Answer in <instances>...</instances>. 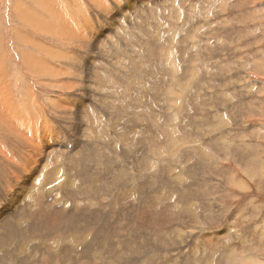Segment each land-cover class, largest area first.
<instances>
[{
    "label": "rangeland",
    "instance_id": "374dc122",
    "mask_svg": "<svg viewBox=\"0 0 264 264\" xmlns=\"http://www.w3.org/2000/svg\"><path fill=\"white\" fill-rule=\"evenodd\" d=\"M44 1L0 0L6 73L0 89L9 98L2 107L14 113V119L7 114L15 123V112L23 118L29 133L35 123L42 137L39 149L61 153L57 166L42 171L40 181L30 178L20 195L10 182L5 185L9 173L0 168V264H42L24 254L23 243L47 253L51 263L75 260L73 247L63 256L56 250L73 233L90 236L92 246L84 244L79 255L96 261L97 251L103 259L98 264H117L112 255L127 264H264V0ZM50 4L53 13L63 14L66 20L60 22L71 35L38 31L18 17L17 10L26 8L43 21H54ZM20 36L28 40L21 42ZM23 50L49 70H40L42 64L36 72L29 70ZM6 133L0 121V146L25 163L18 139ZM74 156L81 161L77 177L82 191L111 198L112 206L103 210L108 217L79 216L83 205L61 189L65 162L69 157L75 164ZM5 163L0 157V167ZM99 168L103 178L91 192L87 185ZM110 169L122 174L120 190L114 181L119 174ZM35 184L40 187L37 226L10 225L20 218L25 194ZM55 189L61 191L55 194ZM120 194L126 196L124 203L118 202ZM86 205L89 215L100 207ZM128 235L144 243L134 248L121 239ZM171 239L178 243L171 245Z\"/></svg>",
    "mask_w": 264,
    "mask_h": 264
},
{
    "label": "bare ground",
    "instance_id": "6f19581e",
    "mask_svg": "<svg viewBox=\"0 0 264 264\" xmlns=\"http://www.w3.org/2000/svg\"><path fill=\"white\" fill-rule=\"evenodd\" d=\"M36 2L38 1V2H42V1H44V0H35ZM52 1V2H51ZM50 2L53 4V0H51ZM44 2H46V1H44ZM44 2H42V4H45ZM52 4H50L51 5V9L49 8V7H47V10L49 11V13H51V14H53V16H54V21H43L42 19H40L37 15H36V13H34V12H32L31 10H27L26 8L24 9V10H20V9H18L17 11H20V15L18 16L19 18H21V19H23L26 23H28L29 25L28 26H32L33 28H35V29H37L38 31H41L40 29H42L43 31H53V32H62V31H65V32H67V34H69V35H71V33H70V30L67 28V26L64 24V23H61L60 21L61 20H66L65 18H64V16H63V14L62 13H60V14H57L56 13V11L53 13V11H54V7L52 6ZM56 4V3H55ZM47 5V4H46ZM48 6V5H47ZM41 8V7H40ZM45 8V7H44ZM58 8V7H57ZM47 11V12H48ZM56 14V15H55ZM65 15V14H64ZM42 32V31H41ZM44 33V32H43ZM58 35L60 34V33H57ZM62 34V33H61ZM61 38V37H60ZM19 39H20V41L21 42H23L22 41V39H24L25 41H27L28 40V38L26 39L25 37H22V36H20L19 37ZM31 40V39H30ZM39 40V39H38ZM24 41V42H25ZM66 41V40H65ZM28 43V42H27ZM29 44V43H28ZM32 44H33V42H32ZM35 46V45H34ZM38 49V48H37ZM22 50V49H21ZM24 51V50H23ZM22 53V52H21ZM32 54V53H31ZM31 54H29L28 52H26V51H24L23 52V54H22V58L24 59V62L29 66V70H31V71H35L36 72V65L38 64H42L41 65V68H40V66H39V68H40V70H43V71H48L49 70V68H48V66L43 62V61H39L38 63H37V61L39 60L38 58H36V57H33ZM142 55V54H141ZM47 66V67H46ZM7 72V71H6ZM30 73V72H29ZM32 73V72H31ZM50 73V72H49ZM65 73V72H64ZM36 74V73H35ZM37 74H39V73H37ZM60 74V73H59ZM67 74V73H66ZM6 75V73H5V65L4 64H2V62H1V55H0V85H5L6 84V82H5V80H4V76ZM55 75V74H54ZM40 82V81H39ZM162 82V81H161ZM67 85V87L70 89V88H74V84H72V83H68V84H66ZM9 103V98H7L6 97V95L3 93V91L0 89V121L2 122V124H3V126H4V130L5 131H7V133L6 134H8V135H13L14 137H16L17 139H18V142L20 143V147H16L15 145H13V144H11L13 147H16L17 148V150L21 153V155L22 156H24L23 158H24V160H26V162L25 163H23V161H22V163H17L16 161L18 160V159H16V158H11V156H10V154H11V152H9L8 151V149H6L4 146L3 147H1L0 146V157L5 161V162H7V163H5L2 167H0V168H5V171L6 172H8L9 173V175L5 178V185L7 184L8 185V183L10 182V186L11 187H15V188H18V189H16V191H17V193L16 194H18V195H20L21 193H23L28 187H29V185H30V182H29V180H30V178H32L33 176H36L35 178H36V180H35V182H37V181H40L41 180V175L42 174H40L42 171H47V172H49V171H51V169L52 168H54L55 166H57V163H58V161H59V156L58 155H60L61 153L60 152H58V151H52L50 148L49 149H47L46 148V150L44 149V147H42V148H40L39 149V147L41 146V142H42V137H41V135L39 134V132L37 131V126L35 125V123L31 120V119H29V121H32V124H33V133H29L28 132V128L27 127H25L24 126V123H23V118H21L18 114H16V112H15V117H16V119H17V122H18V124L17 123H15L14 121H12V120H10V118L8 117V114L7 113H9L10 114V116L14 119V113H12L11 111H9V110H7V113H6V110L2 107V106H6L7 104ZM229 104V103H228ZM187 113V112H186ZM183 114H185V113H183ZM188 114V113H187ZM89 117V116H88ZM77 120V119H76ZM115 121V120H114ZM90 123V122H89ZM114 124V123H113ZM67 125V124H66ZM90 125V124H89ZM94 125V124H93ZM115 125V124H114ZM35 126V127H34ZM94 127V126H93ZM110 127V126H109ZM87 128V127H86ZM95 128V127H94ZM153 128V127H152ZM23 129H25L24 131H22ZM102 130V129H101ZM92 131V130H91ZM90 133H92V132H90ZM94 133V132H93ZM117 133V132H116ZM126 133V132H125ZM167 133V132H166ZM82 134V133H81ZM99 134V133H98ZM130 134V133H129ZM134 134V133H133ZM95 135V134H94ZM125 135V134H124ZM87 136V135H86ZM20 137V138H19ZM37 137H39V138H37ZM85 137V136H84ZM96 137V136H95ZM103 137V136H102ZM111 138V137H110ZM129 138H130V136H129ZM47 139V138H46ZM82 139V138H81ZM88 139V138H87ZM112 139V138H111ZM114 139H116V138H114ZM132 139V138H131ZM171 139H173L172 137H171ZM92 140V139H91ZM117 140V139H116ZM127 140V139H126ZM81 141V140H80ZM112 141V140H111ZM119 142V141H118ZM50 143V142H49ZM74 143V142H73ZM104 143V142H103ZM102 143V144H103ZM134 143V142H133ZM138 143V142H137ZM106 144V143H105ZM117 144V143H116ZM122 144V143H121ZM128 144H130V143H128ZM136 144V143H135ZM47 145V144H46ZM80 145H81V143H80ZM83 145V144H82ZM133 145V144H132ZM141 145V144H140ZM37 146H38V148H37ZM48 146V145H47ZM46 146V147H47ZM121 146V145H120ZM119 146V147H120ZM124 146V145H123ZM160 146V145H159ZM49 147V146H48ZM88 147V146H87ZM86 147V148H87ZM157 147V146H156ZM37 148V149H36ZM105 148V147H104ZM150 148H152V147H150ZM31 149H33V150H31ZM39 149V150H38ZM80 149V148H79ZM98 149V148H97ZM122 149V148H121ZM143 150H144V147L142 148ZM141 149V150H142ZM194 149V148H193ZM38 150V151H37ZM104 150V149H103ZM113 152H115V150H116V148L113 146ZM37 151V152H36ZM95 152H96V150H94ZM105 151V150H104ZM107 151V150H106ZM154 151V150H153ZM158 151V150H157ZM19 152H18V154H19ZM92 152V151H91ZM151 152V151H150ZM158 152H160V151H158ZM101 153V152H100ZM116 153V152H115ZM104 154H106V153H104ZM111 154V153H110ZM135 154V153H134ZM153 154H155L154 152H153ZM157 155V154H156ZM197 155V154H196ZM150 156V155H149ZM192 156V155H191ZM53 157V158H52ZM137 157V156H136ZM52 158V159H51ZM147 158V157H146ZM145 158V159H146ZM154 158V157H153ZM88 159H89V157L88 158H86L85 160H87L86 161V166H90L89 165V161H88ZM110 159V158H109ZM194 159V158H193ZM114 160V159H113ZM129 160V159H128ZM133 160V159H132ZM144 160V159H143ZM194 160H196V159H194ZM53 161V162H52ZM73 162H76L75 164H71V162H70V159H69V157H68V159H67V161L65 162V166H66V174H67V179H66V181L65 182H63L62 183V185L60 186L61 187V189L64 191V193H65V195L67 196V197H69L70 199H72L73 201H74V203H76V204H78L79 202L83 205V209H81V214L83 215H81V214H78L79 216H81V217H95V216H98V215H103L104 217H108L107 216V214L103 211L104 210V208L106 207V206H108L109 205V203H110V205H111V202H110V200L109 199H111V198H109V199H107L106 197H104V196H99V195H87L86 193H84L82 190L83 189H81V188H83V187H80V185H79V181H78V179H80V178H78L77 176H78V170H79V168H80V165H79V163L81 162V161H78V159L76 158V156H74V159H73ZM72 162V163H73ZM83 162V161H82ZM92 162V161H91ZM52 163H53V165H52ZM113 163H114V161H113ZM113 163H112V166H113ZM119 163V162H118ZM125 163V162H124ZM134 163V162H133ZM132 163V164H133ZM169 163V162H168ZM192 163V162H191ZM71 164V165H70ZM108 164H110V163H108ZM128 164V163H127ZM151 164V163H150ZM50 165H52L51 166V168H49L48 169V166H50ZM97 164L95 163V166H96ZM122 165V167H125L124 166V164L122 163L121 164ZM129 165V164H128ZM140 165V164H139ZM169 165V164H168ZM127 167V166H126ZM84 168H86V167H84ZM105 168V167H104ZM110 168V167H109ZM139 169V168H138ZM163 169V168H162ZM111 170V169H110ZM129 170V169H128ZM83 171V170H82ZM87 171V170H86ZM133 171V170H132ZM139 171V170H138ZM85 172V171H84ZM84 172H82V173H84ZM103 169H97V170H95L94 172H92L91 173V175H92V182L91 183H88V185H87V188H88V190H89V188H91V187H93L95 184H97V183H100L101 181H98L99 179H102L103 178ZM111 172H112V170H111ZM140 173H142L143 174V172H141L140 171ZM146 173V172H145ZM145 173L143 174V175H145ZM148 173V172H147ZM174 173V172H173ZM111 174H119L118 175V177L114 180L115 182H116V186H117V188H119V190H120V187H122L123 185H124V180H122L121 179V173H120V170L119 169H115V170H113V172L111 173ZM134 174V173H133ZM149 174V173H148ZM152 174H153V172H152ZM3 175V174H2ZM7 175V174H6ZM87 175V174H86ZM137 175V174H136ZM139 175V174H138ZM157 175V174H156ZM85 176V175H84ZM83 176V177H84ZM88 176H89V174H88ZM108 176V175H107ZM147 176V175H146ZM150 176V175H149ZM152 176V175H151ZM80 177H81V174H80ZM132 178H133V176H131ZM130 177V178H131ZM140 177V176H139ZM138 177V178H139ZM141 177H143V176H141ZM145 177V176H144ZM148 177V176H147ZM164 177V176H163ZM42 178H44V176H42ZM85 178V177H84ZM134 178H135V176H134ZM108 179V178H107ZM110 179H111V177H110ZM181 179V178H180ZM184 179V178H183ZM83 180V179H82ZM82 180L80 181V182H82ZM133 180V179H132ZM142 180V179H141ZM147 180V179H146ZM145 180V181H146ZM156 180V179H155ZM165 180V179H164ZM104 181V180H103ZM113 181V182H114ZM125 181H127V180H125ZM131 181V180H130ZM137 181H138V179H137ZM144 181V182H145ZM114 182V183H115ZM142 182V181H141ZM141 182H140V185H141ZM163 182V181H162ZM84 183V182H83ZM128 183H129V181H128ZM134 183V182H133ZM139 183V182H138ZM143 183V182H142ZM173 183V182H172ZM1 184V183H0ZM109 184H110V182H109ZM150 184V183H149ZM111 185H112V183H111ZM122 185V186H121ZM126 185H128V184H126ZM130 185H131V182H130ZM174 185V184H173ZM3 186V185H2ZM125 186V185H124ZM151 186V185H150ZM4 187V186H3ZM105 187V186H104ZM127 187V186H126ZM125 187V188H126ZM135 187V186H134ZM142 187V186H141ZM146 187V186H145ZM145 187H143V189L145 188ZM149 187V186H148ZM165 187V186H164ZM172 187V186H171ZM107 188V187H106ZM128 188V187H127ZM129 188H133L132 187V185H131V187H129ZM128 188V189H129ZM137 188V187H136ZM102 189H104V188H102ZM108 189V188H107ZM106 189V190H107ZM134 189V188H133ZM138 189V188H137ZM136 189V190H137ZM141 189V188H140ZM139 189V190H140ZM142 189V190H143ZM146 189V188H145ZM145 189H144V191H142L143 193H145ZM149 189H152L151 187L149 188ZM166 188H164V190H165ZM84 190H85V187H84ZM91 190H92V188H91ZM105 190V189H104ZM115 190H117V189H115ZM148 190V188L146 189V191ZM160 190V189H159ZM162 190H163V187H162ZM39 191H40V187H38L36 184L32 187V188H30L27 192H26V194H25V197H24V206H25V209H24V211L20 214V218L19 219H17V220H11L9 223H10V225H12V226H14V227H16V228H22L24 225H25V227L28 229V230H31V229H33V228H35L36 226H37V222L35 221V215H36V210L38 209V206H39V203H40V199H39V197H38V194H39ZM59 191H61V190H59V189H55V194L56 193H58ZM90 191V190H89ZM98 191V190H97ZM103 191V190H102ZM109 191V190H108ZM111 191V190H110ZM109 191V192H110ZM91 192H93V190L91 191ZM114 192V191H113ZM133 192H135V190L133 191ZM167 192V191H166ZM166 192H164L163 191V193H166ZM11 194L12 193V191H9L8 192V194ZM107 193V192H106ZM115 193H116V191H115ZM137 193H139L140 194V192H137ZM142 193V194H143ZM148 193V192H147ZM147 193H145V194H147ZM160 193H162V192H160ZM182 193V192H181ZM96 194H97V192H96ZM122 194H124V195H127V192H126V190L124 189V190H122ZM134 194V193H133ZM153 194V193H152ZM151 194V195H152ZM12 195V194H11ZM60 195H62V193L60 194ZM137 195V194H136ZM150 195V194H149ZM106 196H107V194H106ZM109 196V195H108ZM137 196H139V195H137ZM136 196V197H137ZM163 196V195H162ZM140 198L142 197V195L141 196H139ZM145 197V196H144ZM143 197V198H144ZM152 198H153V196H151ZM168 197V196H167ZM171 197V196H170ZM10 198V197H9ZM160 198V197H159ZM164 198V197H163ZM142 199V198H141ZM157 199V198H156ZM126 200V196H122L121 194L119 195V199H118V202L120 203V202H122V203H124L123 201H125ZM137 200H138V198H137ZM142 200H144V199H142ZM146 200H148V199H146ZM149 200H151V198L149 197ZM163 200V199H162ZM167 200V199H166ZM168 200H169V198H168ZM181 200V199H180ZM133 200H131V202H132ZM140 201V200H139ZM153 201V200H152ZM151 201V202H152ZM158 201V200H157ZM164 201H165V199H164ZM172 202V199L171 200H169V202ZM182 201V200H181ZM128 202V201H127ZM141 202V201H140ZM144 202H146V201H144ZM149 202V201H148ZM156 202V201H155ZM179 201H177V203H178ZM84 203H95V204H98V205H100V207L97 209V210H93V211H91V214L89 215L88 214V211L90 210V208L86 205L85 207H84ZM132 203H134V202H132ZM136 203V202H135ZM127 204H129L130 205V203H127ZM158 204V203H157ZM162 204H163V202H162ZM162 204H160V206H161V208L163 207V209H165L164 208V204H163V206H162ZM192 204V203H191ZM190 204V205H191ZM109 205V206H110ZM124 205V204H123ZM137 205H138V203H137ZM141 205V204H140ZM144 206H145V204H143ZM180 205V204H179ZM188 205V204H187ZM112 206V205H111ZM131 206V205H130ZM134 206V205H133ZM136 206V205H135ZM134 206V207H135ZM147 206V205H146ZM148 206H150V204L148 205ZM158 206V205H157ZM159 206V207H160ZM167 205L165 204V207H166ZM124 207L126 208H128L129 206H125L124 205ZM141 207V206H140ZM159 207H158V209H159ZM168 207V206H167ZM166 207V208H167ZM183 207V206H182ZM130 208V207H129ZM138 208V207H137ZM149 208V207H148ZM148 208H146V209H148ZM168 208H170V207H168ZM193 208H195V207H193ZM192 208V209H193ZM123 208H121V210H122ZM152 209H153V207H152ZM155 209H157V208H155ZM190 209V208H189ZM127 210V209H126ZM125 210V211H126ZM129 210V209H128ZM137 210V209H136ZM150 210V209H149ZM149 210H148V213L150 214V212H149ZM166 210V209H165ZM169 210V209H168ZM187 210V209H186ZM79 211V210H78ZM124 211V210H123ZM124 211V212H125ZM141 211H142V209H141ZM147 211V210H146ZM154 211V210H153ZM158 211H160V210H158ZM163 211V210H162ZM167 211V210H166ZM194 211V210H193ZM129 212V211H128ZM127 212V214H129ZM131 212V211H130ZM133 212V211H132ZM131 212V213H132ZM136 212V211H135ZM164 212V211H163ZM79 213V212H78ZM119 213V212H118ZM139 213H142V212H139ZM146 213V212H145ZM160 213H162V212H160ZM160 213H158V214H160ZM165 213V212H164ZM186 213V212H185ZM184 213V214H185ZM153 214H155V213H153ZM196 214V213H195ZM119 216H121V217H124V216H126V215H120V214H118ZM134 215V214H133ZM143 215H144V211H143ZM148 215V214H147ZM194 215V214H193ZM198 215V214H197ZM131 216H132V214H131ZM135 216V215H134ZM136 216H137V214H136ZM155 216V215H154ZM154 216L152 217V218H154ZM159 216V215H158ZM127 217V216H126ZM145 217V216H144ZM144 217H143V219H144ZM150 217H151V215H150ZM161 217H163L162 216V214H161ZM189 217V216H188ZM191 217V216H190ZM67 218H69V217H67ZM137 218V217H136ZM135 218V219H136ZM147 218V217H146ZM145 218V219H146ZM151 218V219H152ZM157 218H159V217H157ZM194 218V217H193ZM134 219V218H133ZM133 219H131V217H130V221H133ZM142 219V220H143ZM162 219H164V218H162ZM189 219H191L192 220V218H189ZM127 220H129V216H128V219ZM157 220V222L159 221V222H164V220H162V221H160V220H158V219H156ZM156 220L154 219V221H153V223L154 222H156ZM202 220V219H201ZM144 221V220H143ZM149 221H151L150 219H149ZM147 222H148V218H147ZM156 222V223H157ZM131 223H133V222H131ZM135 223V222H134ZM133 223V224H134ZM144 223H145V221H144ZM151 223H152V221H151ZM156 223H155V225H156ZM195 223V222H194ZM130 224V223H129ZM132 224V225H133ZM146 224H148V223H146ZM145 224V225H146ZM159 224V223H158ZM161 224V223H160ZM163 224V223H162ZM135 225V224H134ZM136 225H137V223H136ZM144 225V226H145ZM149 225V224H148ZM147 225V226H148ZM154 225V224H153ZM166 225V224H165ZM138 226V225H137ZM134 227V229L135 228H139V227ZM142 226V225H141ZM150 226V225H149ZM159 225H157L156 227H158ZM163 226V225H162ZM161 227V226H160ZM141 228V227H140ZM162 229L164 228V227H161ZM166 228H168V227H166ZM149 229H151V228H149ZM148 229V230H149ZM153 229V228H152ZM156 228H154L153 229V231L155 230ZM165 229V228H164ZM147 230V229H146ZM157 230H159V229H157ZM137 231V230H136ZM166 231H167V229L166 230H164L163 231V233L165 232L166 233ZM171 231V230H170ZM134 232L135 231H133V234H134ZM138 232H139V230H138ZM149 232V231H148ZM150 232H151V230H150ZM161 232V231H160ZM168 232H169V230H168ZM167 232V233H168ZM140 233V232H139ZM155 233V232H154ZM158 234H156V235H162V233L161 234H159V232H157ZM174 233V232H173ZM141 234V233H140ZM151 234V233H150ZM178 234H179V232H178ZM183 234V233H182ZM0 235H1V233H0ZM136 235V234H135ZM142 235H143V232H142ZM151 235H153V233L151 234ZM150 235V236H151ZM167 235V237H168V234H165V236ZM174 235H175V233H174ZM180 235H181V232H180ZM226 235V234H225ZM141 236V235H140ZM147 235H145V237H146ZM164 236V237H165ZM182 236V238H183V235H181ZM224 236V235H223ZM159 237V236H158ZM160 237H163V236H160ZM176 237H177V235H176ZM175 237V238H176ZM148 238H149V236H148ZM151 238V237H150ZM157 237H154V239H155V241H157V239H156ZM169 238H172L171 237V234H170V236H169ZM169 238H167V239H169ZM175 238H172V239H175ZM178 238V237H177ZM176 238V239H177ZM181 237H180V240L182 239ZM185 238V237H184ZM121 239H124L125 241L126 240H128L130 243L132 242V244H133V246L132 247H136V248H138V247H140L143 243H144V241H143V239L142 238H140V237H137L136 238V240H135V238H133V237H131L130 235H128L127 237H125V238H121ZM120 239V241H122ZM152 240H153V236H152V238H151ZM159 239V238H158ZM161 239V238H160ZM159 239V240H160ZM166 238H163V239H161V241L162 240H167ZM172 239H171V241H172ZM179 239V238H178ZM218 239V238H217ZM145 240V239H144ZM146 240H147V237H146ZM188 240V239H187ZM155 241H152V243H154ZM160 241V242H161ZM165 241H163V242H165ZM169 241H170V239H169ZM174 241V240H173ZM172 241V242H173ZM178 241V240H177ZM184 241H185V239H184ZM40 242H41V244H42V246H44V244H43V242H42V240H40ZM90 242V243H89ZM124 242V241H123ZM129 242H127V243H129ZM146 242V241H145ZM159 242V241H158ZM159 242V243H160ZM162 242V243H163ZM174 242H176V241H174ZM174 242L173 243H171V245L172 244H174ZM180 242V241H179ZM186 242V241H185ZM54 243H56V242H53L52 244H54ZM149 243H151V242H149ZM148 243V244H149ZM156 243V242H155ZM161 243V244H162ZM176 243H178V242H176ZM175 243V244H176ZM181 244L183 243L182 241L180 242ZM206 243V242H205ZM215 243V242H214ZM51 244V245H52ZM84 244H90L91 246H92V239L90 238V236L89 235H85V234H78V233H73V234H70L69 236H68V238H66V239H64V241H63V245H62V248H57L56 250L58 251L57 252V254L58 255H60V256H63L68 250H69V248L70 247H73L74 248V253H73V256H74V258H75V260H72V261H67V262H65V264H98V263H100V262H103V259H102V257L100 256V254L99 253H97V251H94V253H95V255H96V261H93V260H89V259H85V258H82V257H80V255H79V250L82 248V246L84 245ZM158 244V243H157ZM170 244V243H169ZM202 244H203V242H202ZM213 244V243H212ZM224 244V243H223ZM147 245V244H146ZM145 245V246H146ZM150 245V244H149ZM168 245V243L166 244V246ZM177 245V244H176ZM180 245V244H179ZM128 246V245H127ZM157 246V245H156ZM161 246V245H160ZM164 246V245H163ZM162 246V247H163ZM175 246V245H174ZM130 247V246H129ZM134 247V248H135ZM158 248H159V245L157 246ZM162 247H160V248H162ZM179 247V246H178ZM212 247V246H211ZM217 247V246H216ZM22 249H23V252H24V254L25 255H29L32 259H39V262L40 263H42V264H63V263H61L60 261L61 260H59V261H56L55 263H51L50 262V257H49V255L47 254V253H45V252H41L39 249H36V248H34V247H32L31 246V244L30 243H23L22 244V247H21ZM125 248V247H124ZM133 248V249H134ZM167 248H169V247H167ZM176 248V247H175ZM96 249V248H95ZM115 249V248H114ZM133 249L131 248V250H130V253L131 252H133ZM144 249V248H143ZM153 249V248H152ZM126 250V249H125ZM162 249H160V251H161ZM164 250V249H163ZM162 250V251H163ZM236 250V249H235ZM136 251V250H135ZM154 251H155V248H154ZM160 251H158V252H160ZM174 251V250H173ZM202 251V250H201ZM234 251V250H233ZM1 252V251H0ZM3 252V251H2ZM143 252V251H142ZM152 252H153V250H152ZM203 252V251H202ZM22 253V252H21ZM117 253V252H116ZM115 253V254H116ZM136 253V252H135ZM145 253V252H144ZM161 253V252H160ZM129 254V253H128ZM143 254V253H142ZM194 254V253H193ZM1 255V254H0ZM122 255V254H121ZM130 255V254H129ZM153 255V254H152ZM222 255V254H221ZM112 257H113V259H114V261L117 263V264H120V262H119V260H118V256L117 257H115V256H113L112 255ZM125 257H126V255H125ZM132 257V256H131ZM159 257V256H158ZM134 258V257H133ZM149 258V257H148ZM192 258V257H191ZM198 258V257H197ZM123 259H125V260H128V258H123ZM137 259V258H136ZM144 259V258H143ZM163 259V258H162ZM167 259V258H166ZM235 259V258H234ZM145 260L147 261V259L145 258L144 259V262H145ZM169 260V259H168ZM170 260H171V258H170ZM174 260H176V259H173V262H174ZM231 260V259H230ZM140 261H142V258H141V260ZM140 261H139V263H140ZM164 261V260H163ZM163 261H161V262H163ZM166 262H167V260H165ZM203 261V260H202ZM129 262V261H128ZM156 262V261H155ZM160 262V261H159ZM169 262V261H168ZM171 262H172V260H171ZM207 262V261H206ZM236 262H237V260H236ZM121 263H123V264H127V263H125V262H121ZM135 263V262H134ZM149 263V260L147 261V263H145V264H148ZM150 263H152V262H150ZM143 264V263H142ZM155 264V263H154ZM157 264V263H156ZM164 264H166V263H164ZM172 264H174V263H172ZM179 264V263H178ZM231 264V263H230Z\"/></svg>",
    "mask_w": 264,
    "mask_h": 264
}]
</instances>
